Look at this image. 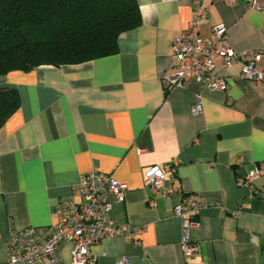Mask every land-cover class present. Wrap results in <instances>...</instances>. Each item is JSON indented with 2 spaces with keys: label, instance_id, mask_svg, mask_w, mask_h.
I'll use <instances>...</instances> for the list:
<instances>
[{
  "label": "crops",
  "instance_id": "crops-1",
  "mask_svg": "<svg viewBox=\"0 0 264 264\" xmlns=\"http://www.w3.org/2000/svg\"><path fill=\"white\" fill-rule=\"evenodd\" d=\"M204 0L213 25L228 28L237 52L264 48V0ZM141 23L123 32L116 52L77 64L40 65L0 76L18 92L17 109L0 126V264L10 226L46 230L56 222L57 200L84 173L98 169L125 184L111 203L115 225L139 228L126 238L108 236L90 248L96 264H264V198L249 193V171L264 164V77L237 78L241 63L214 74L226 90L195 79L165 89L173 38L186 30L191 0H136ZM255 66L264 69V55ZM199 99L202 112L191 108ZM140 151V152H139ZM174 166L172 186L181 194L153 192L144 172ZM166 173L165 185H168ZM205 198L208 206L188 231L198 250L181 249L180 198ZM71 245L60 246L61 264H72Z\"/></svg>",
  "mask_w": 264,
  "mask_h": 264
},
{
  "label": "built area",
  "instance_id": "built-area-1",
  "mask_svg": "<svg viewBox=\"0 0 264 264\" xmlns=\"http://www.w3.org/2000/svg\"><path fill=\"white\" fill-rule=\"evenodd\" d=\"M225 4H233L235 0H221ZM261 0H252L251 4L260 8ZM209 7L204 0H191V17L185 31L173 38V48L169 57L166 73L161 77L165 89L185 81L195 79L205 82L211 89L226 90L225 78L214 74L215 58L220 56L221 69L240 62V72L232 79L243 78L261 84L264 69L255 64L264 55V48L237 52L227 43L228 28L222 23L212 26L208 35H200L201 23L208 16ZM191 111L202 112L200 100L197 98ZM140 152V151H139ZM166 173L168 185H165ZM144 177L153 192L163 196L179 195L181 192L173 188L175 169L172 165L165 168L154 165L144 172ZM262 179V185L249 193L264 198V164L257 165L249 171L245 178L251 184L255 178ZM126 186L113 176L98 169H92L79 178L71 188L69 195L61 196L55 205L56 222L46 230L27 226L16 230L10 226L8 238L4 242L5 261L2 264H61L59 261L60 246L71 245L72 264H96L90 248L93 244L108 236L124 235L126 238L139 228L126 225H115L110 217L111 203L124 198ZM208 206L205 198H180L173 206L175 216L181 218V249L185 256L197 252L198 248L189 240L188 231L196 224L195 216ZM114 264H128L122 257Z\"/></svg>",
  "mask_w": 264,
  "mask_h": 264
},
{
  "label": "trees",
  "instance_id": "trees-1",
  "mask_svg": "<svg viewBox=\"0 0 264 264\" xmlns=\"http://www.w3.org/2000/svg\"><path fill=\"white\" fill-rule=\"evenodd\" d=\"M140 23L136 0H0V76L112 54ZM18 105L17 90L0 85V126Z\"/></svg>",
  "mask_w": 264,
  "mask_h": 264
}]
</instances>
